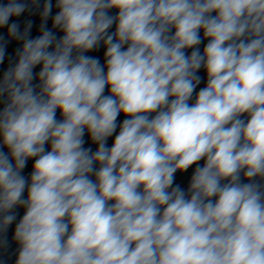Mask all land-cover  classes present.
Segmentation results:
<instances>
[{"label":"clouds","instance_id":"clouds-1","mask_svg":"<svg viewBox=\"0 0 264 264\" xmlns=\"http://www.w3.org/2000/svg\"><path fill=\"white\" fill-rule=\"evenodd\" d=\"M6 59L0 264H264V0H0Z\"/></svg>","mask_w":264,"mask_h":264},{"label":"water","instance_id":"water-1","mask_svg":"<svg viewBox=\"0 0 264 264\" xmlns=\"http://www.w3.org/2000/svg\"><path fill=\"white\" fill-rule=\"evenodd\" d=\"M43 3V0H41V4ZM53 4H55V0H53ZM57 10L54 8L53 9V14H55ZM112 14H115V10H111ZM15 19V18H14ZM27 19H31L33 20V29H32V36L35 37L37 35H39V31H38V28H39V24H40V17H39V13H37L36 15L34 16H30L28 13H25L23 14L19 20L21 22V25L23 27V21L27 20ZM48 26L49 28H51L52 26V22H51V19H49L48 21ZM113 30H114V26H113ZM58 35H61L62 36V33L58 32L57 33ZM204 43H207V41H204ZM19 45H17L15 42L11 43L7 49V52L9 55H12L14 54V49L16 47H18ZM203 44L200 45V48H201V51L203 50ZM102 51L103 49H101L100 53H96V52H93V53H89V55H102ZM191 50H189L190 52ZM103 63V60L101 61ZM7 66V59L5 60V63L4 65H0V73H2L3 69ZM38 70V69H37ZM203 79H202V82L201 84L198 86V89L197 91L199 90V87H204L206 85V72L201 69L200 72L198 73ZM106 94H107V91H106ZM195 96V94H194ZM3 105L0 104V108H2ZM125 117L123 115H121L118 120L122 121ZM87 139V136L85 137ZM114 138V137H113ZM112 143V138L109 139L108 141V144L109 146L111 145ZM87 146V145H86ZM95 146L93 145V148ZM6 150V149H5ZM32 161H29V164H28V167L25 169V172L24 174L25 175H29L32 168H31V165H32ZM203 163V162H201ZM191 172H192V169H189L188 173H185L183 175L181 174H177V183H180L182 187H187V184H188V181H189V178H190V175H191ZM94 178V177H93ZM26 195V193H25ZM23 209H19V212L20 214L22 215L23 214ZM19 219V217L17 218ZM14 226L13 225L10 229H9V232H8V238H9V241H10V247L8 249V251L6 253L3 254V259L7 262V264H14V261H15V258H16V249H17V245L14 243V242H11V238H12V234H13V231H14Z\"/></svg>","mask_w":264,"mask_h":264}]
</instances>
